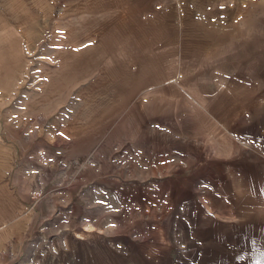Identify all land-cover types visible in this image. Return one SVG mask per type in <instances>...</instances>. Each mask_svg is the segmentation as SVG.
Returning <instances> with one entry per match:
<instances>
[{
	"label": "crops",
	"instance_id": "obj_1",
	"mask_svg": "<svg viewBox=\"0 0 264 264\" xmlns=\"http://www.w3.org/2000/svg\"><path fill=\"white\" fill-rule=\"evenodd\" d=\"M9 16L0 20V264H264V73L242 66L257 54L264 0H23V23ZM13 126L38 158H106L110 143L132 144L135 173L150 176L158 144L179 142L188 159L184 148L197 144L201 163L165 200L168 234L137 227L150 223L142 216L133 234H28ZM217 127L229 147L206 154L199 144L216 143ZM144 188L139 202L155 203Z\"/></svg>",
	"mask_w": 264,
	"mask_h": 264
},
{
	"label": "rangeland",
	"instance_id": "obj_2",
	"mask_svg": "<svg viewBox=\"0 0 264 264\" xmlns=\"http://www.w3.org/2000/svg\"><path fill=\"white\" fill-rule=\"evenodd\" d=\"M8 4L11 8L5 10L4 7ZM7 11H10V16H5ZM7 16L12 24L23 23V0H0V20L3 21ZM255 39L257 54L252 56L248 53L246 62L242 63V66L247 67L249 76L258 74L261 66L264 73V27ZM202 82L201 86L206 88L203 80ZM13 112L14 115L20 114ZM218 130L221 128H215L216 143H200V150L210 155L223 154L229 144L220 138ZM10 132V137L18 144L16 159L13 160V172L17 174L15 179L18 178L20 169H23V211L24 215L29 216L28 234H103L105 237L133 234L132 225L137 224L139 216L150 223L145 225L140 222L137 227L156 228L158 234H168L165 232V225L172 219V215L164 213L165 200L174 195L173 183L178 182L179 177L190 179L192 176L188 172L193 164L196 166L201 163L196 156L198 150L193 148L195 146L197 149L195 143H188V151L184 148L191 154L190 159L182 156L179 142H173L171 146L158 144L156 166L151 170L150 176L138 175L135 173L137 166L134 167V161L137 160L132 157V151H127L132 150V144H127L128 147L123 149L125 144L110 143L109 153L104 154L106 158L74 160L62 155L52 157L53 153L38 158L37 153L29 150L32 143L23 140V126H13ZM10 142L13 145V141ZM149 179L151 180L148 181ZM16 183L18 179L14 185ZM148 184L154 190L155 203L150 205L145 201L143 205L139 198L144 195V186ZM199 186L198 183L194 184L192 198L199 196ZM226 189L224 184L223 190ZM144 197L148 199L147 196ZM174 220L179 221L178 215Z\"/></svg>",
	"mask_w": 264,
	"mask_h": 264
}]
</instances>
